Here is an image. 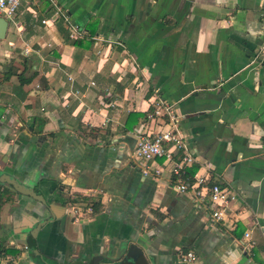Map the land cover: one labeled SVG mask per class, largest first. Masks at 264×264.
Returning a JSON list of instances; mask_svg holds the SVG:
<instances>
[{
  "label": "crops",
  "instance_id": "0c3cea01",
  "mask_svg": "<svg viewBox=\"0 0 264 264\" xmlns=\"http://www.w3.org/2000/svg\"><path fill=\"white\" fill-rule=\"evenodd\" d=\"M10 21L0 173L46 202L0 180V264H188L189 249L193 264H264V0H21ZM157 88L196 172L236 193L224 221L134 161L138 134L159 128L144 118Z\"/></svg>",
  "mask_w": 264,
  "mask_h": 264
},
{
  "label": "built area",
  "instance_id": "2783aa9c",
  "mask_svg": "<svg viewBox=\"0 0 264 264\" xmlns=\"http://www.w3.org/2000/svg\"><path fill=\"white\" fill-rule=\"evenodd\" d=\"M20 1L0 0V15L8 21L12 20ZM54 12L62 13L58 4H55ZM63 16L66 20L68 19L64 14ZM42 22L46 23V19H42ZM73 29L78 32L77 25H74ZM262 49H264V43ZM151 106L152 109L146 112V117L150 121L157 122L159 128L138 134L132 151L134 161L140 165L141 174L160 176L164 170H169L176 179L174 185L177 190L184 191L191 188L196 198L200 200L207 196L211 219L224 221L228 218L229 205L236 199V193L228 184L219 182L207 184L208 178L202 173L195 172L192 181L182 178L185 169L194 163L195 155L180 127V114L175 108V103L164 98L158 88L154 90L151 97ZM159 158L162 161H159ZM253 244L251 231L245 230L242 239L243 248L250 250ZM180 256L185 263L193 264L196 253L189 249L181 252Z\"/></svg>",
  "mask_w": 264,
  "mask_h": 264
},
{
  "label": "trees",
  "instance_id": "16d2710c",
  "mask_svg": "<svg viewBox=\"0 0 264 264\" xmlns=\"http://www.w3.org/2000/svg\"><path fill=\"white\" fill-rule=\"evenodd\" d=\"M65 36L71 42L77 41V39H71L72 37L70 36V32L65 33ZM69 37H71V38H69ZM14 71H15V73L19 74L20 80L22 83L30 81L36 75L35 72L31 73L29 75H26L24 70H22L21 72H16L17 70H14ZM131 114H133V113L129 114V119H131ZM139 115H140L139 113H136V116H139ZM144 118L147 119L146 114L144 115ZM197 169H198V163L194 162L193 164H191L190 166H188L185 169L184 173L182 174V178L187 180V181H192L194 173L196 172ZM213 182H219V180L210 177L209 180L207 181V184H211ZM77 195L81 200H84L86 203L85 205H89L93 211H97L100 208V206H101L100 199H99L100 197H98V196H80V194H77ZM151 211L156 213L157 216L160 218L163 217V215H164L160 211H157L156 209H153V208L151 209Z\"/></svg>",
  "mask_w": 264,
  "mask_h": 264
},
{
  "label": "water",
  "instance_id": "95a60500",
  "mask_svg": "<svg viewBox=\"0 0 264 264\" xmlns=\"http://www.w3.org/2000/svg\"><path fill=\"white\" fill-rule=\"evenodd\" d=\"M8 20L0 15V38H4L6 35V30L8 28ZM0 180L2 181H7L9 184L12 185V187L14 189H16L17 191L21 192V193H25V194H29L33 197L39 198V200L43 201L44 203L46 202V199L44 196H42V194L37 193L36 189L26 183H23L22 181L18 180L17 178L10 176L7 173H0ZM46 205H48L46 203ZM49 207V206H48ZM133 249L131 247L128 248L127 250V254L128 255H133L134 253H137L136 251H133Z\"/></svg>",
  "mask_w": 264,
  "mask_h": 264
},
{
  "label": "rangeland",
  "instance_id": "374dc122",
  "mask_svg": "<svg viewBox=\"0 0 264 264\" xmlns=\"http://www.w3.org/2000/svg\"><path fill=\"white\" fill-rule=\"evenodd\" d=\"M9 22H11V21L9 20Z\"/></svg>",
  "mask_w": 264,
  "mask_h": 264
}]
</instances>
